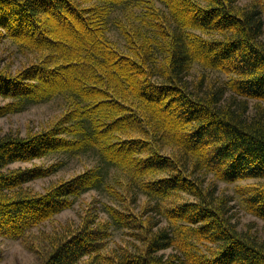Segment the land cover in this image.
I'll return each mask as SVG.
<instances>
[{"label":"trees","instance_id":"obj_1","mask_svg":"<svg viewBox=\"0 0 264 264\" xmlns=\"http://www.w3.org/2000/svg\"><path fill=\"white\" fill-rule=\"evenodd\" d=\"M0 46V118L62 102L0 133V239L39 236L41 264H264L236 212L264 224V0H0ZM86 152L69 178L37 163Z\"/></svg>","mask_w":264,"mask_h":264},{"label":"rangeland","instance_id":"obj_2","mask_svg":"<svg viewBox=\"0 0 264 264\" xmlns=\"http://www.w3.org/2000/svg\"><path fill=\"white\" fill-rule=\"evenodd\" d=\"M111 37L116 40L118 43H120V40L116 36L114 32L111 33ZM8 52H10V49L6 46H0V67L10 66L12 71H16L17 67L19 66L20 62L14 61L10 63V60L7 56ZM11 58L14 60H17L13 57V54L11 53ZM218 80H222L221 77L215 76L210 77ZM4 101L0 98V104ZM62 110V102L58 99L46 102L43 104H37L32 105L26 110L22 112H18L17 114L4 116L0 118V133L6 132L9 130H13L14 132L21 133L20 135H24L28 128L32 127L33 129H36L38 132L44 127L46 128L47 123H45L47 120H49L50 117H54ZM43 128V129H44ZM64 159V165L61 171L54 176L53 178H50V182L55 180L56 178H69L74 173L82 172L85 167H92L94 166L97 161L98 157L96 154L92 152H86L84 154H81L80 156H59L55 157L53 160L45 159V160H38L37 163H50L54 162L55 160ZM18 164H14L13 166H17ZM48 182L47 180H38L36 181L32 186L33 188L37 190H42L43 186ZM236 185H228V184H220L218 188V193L220 194H233L236 190L234 189ZM225 193H224V191ZM92 192L87 193L85 195L86 198L92 197ZM233 196V195H231ZM104 200H107L103 196H100ZM234 197V196H233ZM100 198V201H101ZM103 202H106L104 201ZM236 200V199H235ZM96 201H99L96 199ZM108 201V200H107ZM237 217L241 223V225H244L246 223H252L251 221L255 222L256 225L259 227V231L261 236L264 238V224H262L260 221H256L254 217H252L250 214H247L243 209H239L236 207ZM80 211L81 207L79 208L78 202L77 205L73 207L71 210H67L64 213L59 214L54 219L56 221L54 223H51L49 226L41 229L38 235H46L48 233H55L56 231H59L60 229H63L65 227L64 224L69 223L71 221L78 223L80 218ZM37 235V236H38ZM119 237V235L116 237V239ZM49 247V243H43L39 236L37 237V243H35L34 246H27L23 247L18 241L13 240H7V239H0V248L2 250L1 254V260L0 264H41L44 258L45 251ZM29 248V249H28Z\"/></svg>","mask_w":264,"mask_h":264}]
</instances>
